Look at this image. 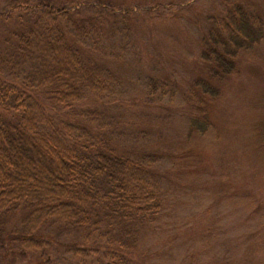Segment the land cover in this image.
I'll list each match as a JSON object with an SVG mask.
<instances>
[{"label": "rangeland", "instance_id": "1", "mask_svg": "<svg viewBox=\"0 0 264 264\" xmlns=\"http://www.w3.org/2000/svg\"><path fill=\"white\" fill-rule=\"evenodd\" d=\"M11 1L0 0V71L36 78L16 35L61 32L100 83L69 106L40 91L42 128L143 163L159 212L138 226L126 262L102 247L76 253L83 238L52 226L44 250L0 236V264H264V33L235 57L222 44L235 69L221 77L202 54L239 9L264 31V0H50L65 7L54 14L37 0L9 13ZM203 119L205 132L194 125Z\"/></svg>", "mask_w": 264, "mask_h": 264}, {"label": "trees", "instance_id": "2", "mask_svg": "<svg viewBox=\"0 0 264 264\" xmlns=\"http://www.w3.org/2000/svg\"><path fill=\"white\" fill-rule=\"evenodd\" d=\"M29 1H11L9 13H28ZM37 3L51 14L65 10L50 7V0ZM237 11L241 17L226 25L227 39L211 33L218 46L202 52L218 66L214 71L220 77L235 69V60L225 56L222 44L235 57L263 37L264 31ZM31 34H17V48L21 57L34 63L36 78L14 80L0 71V236L44 250L51 241L47 228L65 227L84 240L83 245L75 243L76 253L102 247L126 262L137 245L138 226L159 212L157 195L145 179L146 167L113 149L70 143L68 135L42 128L45 99L40 91L47 88L54 103L69 106L87 87H98L100 80L61 32L52 38ZM199 83L209 95L220 93L205 79ZM206 119L194 120L202 132L210 125ZM94 240L107 244L91 247Z\"/></svg>", "mask_w": 264, "mask_h": 264}]
</instances>
